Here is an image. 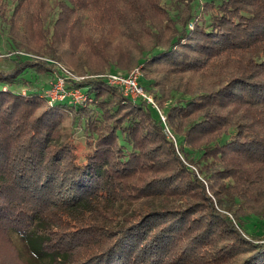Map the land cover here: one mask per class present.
<instances>
[{
  "label": "trees",
  "instance_id": "obj_1",
  "mask_svg": "<svg viewBox=\"0 0 264 264\" xmlns=\"http://www.w3.org/2000/svg\"><path fill=\"white\" fill-rule=\"evenodd\" d=\"M195 2L0 0L19 47L87 94L0 89V264H35L17 238L42 264H264V0ZM138 64L182 75L140 78L165 121L103 75ZM54 65L20 57L0 82Z\"/></svg>",
  "mask_w": 264,
  "mask_h": 264
},
{
  "label": "rangeland",
  "instance_id": "obj_2",
  "mask_svg": "<svg viewBox=\"0 0 264 264\" xmlns=\"http://www.w3.org/2000/svg\"><path fill=\"white\" fill-rule=\"evenodd\" d=\"M168 1V0H167ZM199 6V0H196L194 7L198 9ZM173 16L177 17L178 10L176 7H174L171 11ZM179 14V13H178ZM190 27H193V23H190ZM118 39V38H117ZM116 39V41H117ZM20 42L13 38L12 34L9 32V28L7 26V23L5 21H2L0 18V69L3 70H10L12 69L15 59H19L20 57L26 59V58H31V59H39V60H50L55 63L53 66L54 68L50 69L47 72H39L36 71L33 68H28V70L23 74V76L26 77V80L23 78L17 79L13 83H5V82H0V89L7 90V89H12L16 92H21L22 94H29L31 92H36V91H41L40 94L43 96H47L50 94V97H52L53 102L57 100H62L67 97H69L73 102L78 103V102H83L87 98V94L83 91V89L79 87H70L69 83L71 81L81 79L84 77V75H81L73 69L69 68L66 64H64L61 61L51 59L48 55L41 54L38 52H35L34 50H28L24 46H20ZM130 48L133 51L134 48L130 44ZM134 68H140L141 75L140 78L143 77L145 71L142 69V64L134 65L130 69H123L117 66H112L110 69H108L103 75L106 76V73L111 72H116V73H128ZM148 77H156L158 79L157 86L158 88L164 90L167 89L165 87L171 85L174 80H179L180 77H182L181 74H174L169 71H162V70H157V69H150L147 70L145 73ZM140 78H139V83H140ZM108 79V78H107ZM60 83L62 84L60 86ZM141 86H143L140 83ZM68 86V87H67ZM119 86V85H118ZM62 87V88H61ZM120 87V86H119ZM66 89L69 94L63 95L64 90ZM121 91L124 95H126L123 91V88H121ZM144 91L149 94L154 102L156 104L151 103L153 106H156L162 116V119L165 121L166 116L163 113V104H161L154 95L155 90L152 89L149 91L145 86H143ZM178 96V95H175ZM132 98V97H131ZM143 98V97H142ZM133 99V98H132ZM146 99V98H143ZM51 101V100H50ZM149 102V100H147ZM170 103V102H169ZM165 105V103H164ZM165 130L167 132V135L172 137L174 140L177 138L173 131L170 130V127L166 124ZM76 134H79V137L84 136L83 133L81 132L80 129L77 130ZM187 161V160H186ZM196 172L201 176L200 172L198 171V167L194 165ZM212 198H214L216 204L218 203L217 200L215 199L214 193L211 190H208ZM253 221H255L256 217H253ZM258 220V218H257ZM259 225L261 229H258V226L256 227L255 225H252V229L259 231L261 233V237H250L253 241L259 242V243H264V221L259 219ZM249 237V236H248ZM19 245L22 247L24 251L25 257L30 258L35 262V264H42V256L37 253V251H40V247L38 246V242L31 238L30 240L26 241V239L21 240L20 238H17ZM35 248V250H33ZM32 249V250H31ZM44 259V258H43Z\"/></svg>",
  "mask_w": 264,
  "mask_h": 264
},
{
  "label": "built area",
  "instance_id": "obj_3",
  "mask_svg": "<svg viewBox=\"0 0 264 264\" xmlns=\"http://www.w3.org/2000/svg\"><path fill=\"white\" fill-rule=\"evenodd\" d=\"M140 75H141L140 68H134L126 74L116 73L112 71L106 73V77L108 78L109 82L115 85H119L121 88H123L124 90L123 92L127 96H130L133 99L143 97L149 100V102L156 104L152 99V97L144 91L143 86L140 85L139 83ZM61 85L62 84L60 83V86ZM65 94H69L66 89L63 92V95ZM47 96L49 98V101L51 100L50 102L54 100L52 99V97H50V94H48Z\"/></svg>",
  "mask_w": 264,
  "mask_h": 264
}]
</instances>
